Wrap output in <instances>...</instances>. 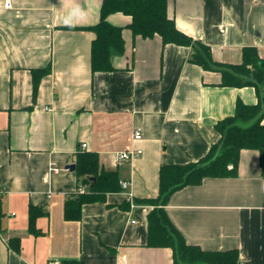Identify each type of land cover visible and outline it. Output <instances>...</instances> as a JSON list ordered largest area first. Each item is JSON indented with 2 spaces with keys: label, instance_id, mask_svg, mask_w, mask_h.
I'll list each match as a JSON object with an SVG mask.
<instances>
[{
  "label": "crops",
  "instance_id": "obj_1",
  "mask_svg": "<svg viewBox=\"0 0 264 264\" xmlns=\"http://www.w3.org/2000/svg\"><path fill=\"white\" fill-rule=\"evenodd\" d=\"M5 1L0 264H175L170 248L147 246L151 206L141 200L157 196L162 165L203 158L220 139L215 124L234 114L237 101L257 103L255 89L221 86L219 73L189 62L191 47L164 45L157 35L134 37L122 13L107 21L122 28L123 53H112V71L92 73L90 28L103 0H9L10 8ZM167 14L218 63H240L245 48L264 59V0H168ZM46 68L33 93V70ZM133 149L141 154L115 163V153ZM79 150L95 152L103 169L130 186L83 204L80 220L66 221L64 203L80 185ZM30 206L42 213L37 235L28 229ZM164 209L187 245L236 250L238 264H264V179L256 150L241 151L235 177L185 186Z\"/></svg>",
  "mask_w": 264,
  "mask_h": 264
},
{
  "label": "trees",
  "instance_id": "obj_2",
  "mask_svg": "<svg viewBox=\"0 0 264 264\" xmlns=\"http://www.w3.org/2000/svg\"><path fill=\"white\" fill-rule=\"evenodd\" d=\"M167 5L168 0H103L99 21L90 28L94 33L90 49L91 72L112 71V53H123L122 28L107 21L110 14L122 13L131 18L127 28L134 37L146 39L157 35L164 45L191 47L189 62L205 71L219 73L221 86L255 89L257 103L237 101L234 114L215 124L220 139L210 146L203 158L184 165H162L159 169L157 196L141 200L151 206L146 217L147 246L170 248L175 264H238L236 250L205 251L197 246L187 245L167 217L164 207L170 195L185 186L199 185L206 178L235 177L242 150L258 152L264 179V59L259 58L254 48H245L238 64L214 61L208 46L193 41L175 27L173 20L168 17ZM48 72L49 68L33 70V93L36 92L39 78ZM75 173L80 185L76 196L64 203L63 216L66 221H79L83 204L104 202L108 193L121 191L117 172L103 169L95 152H77ZM79 188H84V192L79 193ZM120 208H128V204L123 203ZM41 214L39 209L29 207L28 229L32 234L40 233L35 228V219ZM2 216L0 201V232ZM64 264L77 262L65 261Z\"/></svg>",
  "mask_w": 264,
  "mask_h": 264
},
{
  "label": "built area",
  "instance_id": "obj_3",
  "mask_svg": "<svg viewBox=\"0 0 264 264\" xmlns=\"http://www.w3.org/2000/svg\"><path fill=\"white\" fill-rule=\"evenodd\" d=\"M4 7L5 8H10L11 4L9 2V0H6L4 3ZM141 139V133L139 130L134 131L133 133V140L137 141ZM86 147V144H82L81 145V149H84ZM141 154L140 150L137 149H133V150H126V151H122V152H118L115 153L114 155V161L115 163H120V162H124V161H128L133 159L134 157L138 156ZM119 185H120V189L121 191H128L129 186H130V182L127 180H122L119 181ZM79 193H83L84 192V188H79L78 189ZM133 196L131 193H128V200L132 202Z\"/></svg>",
  "mask_w": 264,
  "mask_h": 264
},
{
  "label": "water",
  "instance_id": "obj_4",
  "mask_svg": "<svg viewBox=\"0 0 264 264\" xmlns=\"http://www.w3.org/2000/svg\"><path fill=\"white\" fill-rule=\"evenodd\" d=\"M66 169H68V170H74L75 169V166L74 165L68 166Z\"/></svg>",
  "mask_w": 264,
  "mask_h": 264
}]
</instances>
